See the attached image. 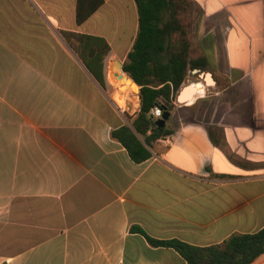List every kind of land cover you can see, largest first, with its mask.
<instances>
[{
  "label": "crops",
  "instance_id": "0c3cea01",
  "mask_svg": "<svg viewBox=\"0 0 264 264\" xmlns=\"http://www.w3.org/2000/svg\"><path fill=\"white\" fill-rule=\"evenodd\" d=\"M186 1L189 58L214 80L198 75L204 93L194 82L167 122L172 144L136 163L111 136L126 123L59 36L114 41L124 62L135 0H103L81 25L78 0H0V264H188L132 228L206 247L264 227V0ZM112 73L119 108L139 99Z\"/></svg>",
  "mask_w": 264,
  "mask_h": 264
},
{
  "label": "trees",
  "instance_id": "16d2710c",
  "mask_svg": "<svg viewBox=\"0 0 264 264\" xmlns=\"http://www.w3.org/2000/svg\"><path fill=\"white\" fill-rule=\"evenodd\" d=\"M135 2L139 26L132 48L124 60L123 70L140 87V109L132 126L123 124L116 127L112 129L111 136L125 146L136 163H141L152 157L151 148L155 142L174 134L167 123L164 127L157 126L152 110L158 106L163 113H170L169 121L189 72L204 69L206 63L189 58L190 42L179 19L181 0ZM102 3L103 0H78V25L83 24ZM63 34L68 40H76L79 58L99 85L105 91L107 83L109 87L111 83L117 89L112 66L110 69L106 67L105 76V59L111 53L107 40L76 32ZM132 229L144 234L154 247L176 250L188 264H252L264 254V227L255 233L234 234L220 245L206 247L177 239L158 240L147 235L140 227Z\"/></svg>",
  "mask_w": 264,
  "mask_h": 264
},
{
  "label": "rangeland",
  "instance_id": "374dc122",
  "mask_svg": "<svg viewBox=\"0 0 264 264\" xmlns=\"http://www.w3.org/2000/svg\"><path fill=\"white\" fill-rule=\"evenodd\" d=\"M181 4L183 5V7L181 8V13H179L180 14V20L183 23L184 27H186V29H187V32H188L187 39L189 40L194 35V31H193L194 21L191 18V14H190L191 11H190L189 3L186 0H181ZM59 36L62 39L64 47L66 49H68L70 54L74 57V61L76 60V61L81 62V60L78 57V52H77L78 51V44H77L76 40H74V49H73V47H71L67 43V41L63 38L62 35H59ZM126 50L127 49L125 47H120L116 42L113 41L112 51L107 58V62H106L107 65L106 66H108L109 62H111V65H110V67H111L116 62V60L121 59L120 57H123L125 55ZM122 60L124 61L125 59H122ZM202 72L203 73L206 72L207 76H209L213 82L214 78L210 72H208V71H202ZM106 82H107V80H106ZM194 82L202 83L201 85H202V89H203V93H204L205 87H204L202 79L198 76V74L194 76L191 72H189L188 80L182 86L179 93L182 91L183 88L190 87L191 85H193ZM211 83H207V84H211ZM115 90H116V87H114L111 84L109 87V85L107 83L106 95L110 99L116 113L120 117L117 119V121H119L120 123H126L129 126H132V121L135 118V114L140 109V97H139V99H137V98H134V94H132L131 92L126 93V106L123 108H119L116 105V103L114 102V100L112 99V93H114ZM179 93H178V95H179ZM105 114L108 118L112 119V115L110 113L105 112Z\"/></svg>",
  "mask_w": 264,
  "mask_h": 264
},
{
  "label": "water",
  "instance_id": "95a60500",
  "mask_svg": "<svg viewBox=\"0 0 264 264\" xmlns=\"http://www.w3.org/2000/svg\"><path fill=\"white\" fill-rule=\"evenodd\" d=\"M116 65L118 66V68L121 70V77H123V81H124V83L125 82H127V81H129V83H130V85L132 86V87H134V86H138L125 72H124V70H123V62H121L120 60H116ZM192 73L193 74H195V75H200L201 77H203L204 79H205V81H206V83H211L212 82V80L210 79V77L209 76H207V74L206 73H203V72H201L200 71V69H194V70H192ZM206 77H209V80H207V78ZM139 87V86H138ZM139 90H140V87H139ZM195 89L194 88H190V87H185V88H183L182 89V91L179 93V95H178V98H177V100L178 101H185L186 99H188V98H190V96L193 94V93H195ZM139 96H140V91H139ZM169 117H170V113H168V112H165V113H163V115H162V117H161V119H159L157 122H156V124H157V126H159V127H164L165 125H166V123H167V121H168V119H169Z\"/></svg>",
  "mask_w": 264,
  "mask_h": 264
},
{
  "label": "built area",
  "instance_id": "2783aa9c",
  "mask_svg": "<svg viewBox=\"0 0 264 264\" xmlns=\"http://www.w3.org/2000/svg\"><path fill=\"white\" fill-rule=\"evenodd\" d=\"M152 114L155 118L156 121H158L162 115H163V111L160 107L156 106L154 107V109L152 110ZM158 141L166 144V145H171L173 140H172V137L171 136H166V137H163V138H160Z\"/></svg>",
  "mask_w": 264,
  "mask_h": 264
},
{
  "label": "bare ground",
  "instance_id": "6f19581e",
  "mask_svg": "<svg viewBox=\"0 0 264 264\" xmlns=\"http://www.w3.org/2000/svg\"><path fill=\"white\" fill-rule=\"evenodd\" d=\"M120 71H121V70H120ZM131 87H132V86H131ZM196 87H199V86H196ZM196 87H192V85H191L190 88H194V89H195ZM132 89H133L134 91H137V90L140 91L138 86H134V87H132ZM195 90H197V89H195ZM139 97H140V96H139Z\"/></svg>",
  "mask_w": 264,
  "mask_h": 264
}]
</instances>
